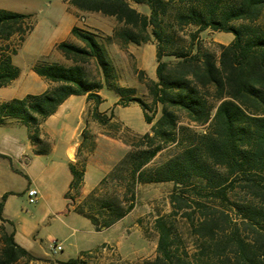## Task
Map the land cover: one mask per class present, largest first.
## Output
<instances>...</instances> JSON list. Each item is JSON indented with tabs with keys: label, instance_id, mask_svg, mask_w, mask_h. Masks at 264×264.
<instances>
[{
	"label": "trees",
	"instance_id": "1",
	"mask_svg": "<svg viewBox=\"0 0 264 264\" xmlns=\"http://www.w3.org/2000/svg\"><path fill=\"white\" fill-rule=\"evenodd\" d=\"M63 2L81 12L115 18L122 27L115 29L114 36L123 43L139 45L154 38L156 81L143 71L137 74L151 102L137 97L135 88L120 86L97 36L75 26L71 34L81 45L63 41L55 46L70 65L46 60L33 64L32 72L48 88L0 102V126L9 119L18 121L27 129L33 153L47 154L51 144L43 140L48 137L41 131L42 122L67 97L86 94L91 121L130 150L81 205H75V197L84 184L86 159L69 163L72 180L64 198L73 204L67 202L68 210L72 207L98 230L108 228L132 210L138 184L173 182L171 212L154 220L156 255L145 264H264V29L255 24L264 0ZM131 2L146 5L149 15L138 12ZM169 17L175 25L170 29L196 27L188 33L186 45H177L176 30L172 35L167 32L164 24ZM208 28L233 35L229 44H218V56L198 46L199 33ZM33 30L32 15L0 9V88L19 77L21 70L13 64V56ZM164 57L174 60L163 61ZM103 88L119 97L118 106L137 104L149 131L140 135L126 128L130 136L112 133L116 129L113 111L98 110L104 101L99 95ZM205 125L202 132L195 129ZM80 137L77 155L84 149L87 155L93 153L95 138L87 124ZM40 145L45 148H37ZM163 152L168 154L165 161L152 164ZM109 186L113 194L105 198L103 190ZM1 211L2 203L0 221L11 226ZM177 219L187 222L195 238L193 252L178 232ZM0 242V264L38 259L19 246L13 231L8 233L3 224ZM87 253L61 264H87L82 259Z\"/></svg>",
	"mask_w": 264,
	"mask_h": 264
},
{
	"label": "rangeland",
	"instance_id": "2",
	"mask_svg": "<svg viewBox=\"0 0 264 264\" xmlns=\"http://www.w3.org/2000/svg\"><path fill=\"white\" fill-rule=\"evenodd\" d=\"M130 4L141 14L149 15V9L146 5L132 2ZM67 6L68 5L65 4L63 0H0V9L32 15L34 30L20 46L17 54L13 56V64L22 70L23 76L28 81V87L30 85L33 87L30 89L33 93L39 91L38 88H35L36 84L31 78V76H33L31 69L33 64L41 60L57 62L54 58L53 51L51 52V41L54 36V27L56 25L61 26L67 24L71 18L67 11ZM75 15L79 17L78 22L86 27L88 29L87 31L94 33L98 41L107 50L116 69L119 85L124 88H132L130 85L134 84L136 87V96L150 103L151 98L145 86L137 80L138 72L143 70L139 68L134 52H137L139 49L147 52V49L151 45L156 47L154 38L151 37L149 42L139 45L123 43L114 36L115 29L122 27L121 24L117 23L115 18L107 17L100 13L90 12H85L83 15L82 13H75ZM238 24L240 23H232L234 26ZM255 24L264 29V8L261 17ZM164 26L171 35L174 32L173 30H176L173 38L177 45H186L189 41L188 33L196 30V27L192 25L185 27L184 30H179L177 28L170 29L172 26H175L172 17L167 18ZM198 38V46L218 56V44H229L233 39V35L231 33L215 31L208 28L201 31ZM78 45L80 46L81 43ZM173 60L172 57L163 58V61ZM58 63L70 65L65 59ZM88 70H92V68L88 67ZM143 72L148 77L146 72ZM152 80L156 81V75ZM103 89H105L108 94L115 95L113 91H109L106 88ZM110 101V98H108L103 108L108 107ZM137 108V112L131 108L129 111L127 109L120 111V114L121 112H129L128 115L131 127L137 132L125 126L116 118L112 123L116 129L112 130V133L117 132L120 135L130 136L129 133L126 132V128H129L132 133L143 134L138 132L144 131L147 126L143 120L141 109L138 106ZM159 115L160 113L158 112L156 118ZM98 127L100 133L106 136L107 129L99 125ZM206 127L207 125L203 127L197 126L195 129L198 132H202ZM148 131L149 129L147 132ZM89 132L91 133L90 130ZM93 136L95 138V135ZM43 140H45L47 144H51L49 138H43ZM37 148L43 149L45 146L40 145ZM129 150V147L123 144V148L105 147L100 151L95 159L96 163H101L104 167H107V165L111 166L109 168L107 167L106 172L101 173L99 171L96 172L94 168L89 169L84 189L81 188L79 194L75 197V205H81L85 201L90 191L98 185L110 171L112 166L119 162ZM167 155L166 152L157 155L152 161V164L165 161ZM75 156L76 159L73 163L78 164L83 161V159L87 161L89 155H87L86 149H84L80 154L77 155L76 153ZM113 161L114 163L110 164ZM54 175H48L47 178L43 179L42 185L45 191H51L52 189L68 185L70 173L67 167H63L62 170L57 169ZM97 180L99 182H97ZM13 184L16 188L25 186L24 179H21L20 176L14 179ZM85 189H89V191ZM175 189L176 187L173 182L138 184L136 187L135 204L132 210L110 227L99 230L95 228L96 231H94L90 223H87L88 226L85 227L82 224L71 223L68 219H64L65 221H61L57 218L49 219L45 225L48 228L47 232L42 229L38 234L22 245V248L38 259L28 262L25 259H20L13 264H61L70 259L80 258L82 252H88L82 257L87 264H145V261L153 260L156 255L158 235L153 226L154 220L159 216H165L171 212L169 196ZM112 194L113 191L110 186L104 188L103 196L105 198L110 197ZM102 199L103 198L100 197V200ZM57 201L59 205L62 204L61 198H58ZM67 202L73 204L71 201ZM33 205L34 204H29L28 202L22 205L18 199L14 201L16 209L22 207L23 211L25 212L27 210L28 213H34L32 209ZM84 208L86 211L89 210L87 205H85ZM70 210H73V208L71 207ZM0 224L4 225L8 233L11 232L12 228L10 225L2 223L1 221ZM175 225L188 249L193 252V246L196 242L187 222L183 219H177ZM47 233H50L51 237L61 245V251L52 248L55 241L50 242L46 237ZM103 244L105 245L102 246ZM1 248L2 245L0 242V252Z\"/></svg>",
	"mask_w": 264,
	"mask_h": 264
},
{
	"label": "crops",
	"instance_id": "3",
	"mask_svg": "<svg viewBox=\"0 0 264 264\" xmlns=\"http://www.w3.org/2000/svg\"><path fill=\"white\" fill-rule=\"evenodd\" d=\"M67 11L71 16L69 22L65 25H56L54 27V36L51 41V52L53 51L54 58L57 62L64 61V58L55 50L56 44L66 41L78 45L80 42L72 36L71 29L76 26L88 30L78 22L79 17L75 15V13H82L83 15L85 12L78 11L69 5L67 6ZM134 55L139 68L145 71L149 78L153 79L156 69L155 47L151 45L147 49V52L139 49L137 52H134ZM32 75L31 78L36 84L35 88H38L39 91L34 93L30 91L33 87L31 85L28 87V81L23 76L21 70L19 77L9 86L0 88V102L10 101L15 98L19 99L27 94L44 92L48 87L47 83L34 73ZM130 86L136 89L134 84ZM99 95L104 101L98 106V110L100 112L113 111L115 117L120 122L135 131L130 124L129 112H121L120 114V111L124 109L129 111L131 108L137 112L138 105L131 103L127 107H120L116 105L119 97L116 94H108L105 89H101ZM108 98L111 100L110 105L103 108ZM89 106L90 102L87 101L86 94L71 95L58 106L53 115L42 122L41 131L51 141V149L49 153L44 155H36L33 153V145L28 138L27 129L18 121L9 119L5 125L0 126L1 217L11 222V231L14 233V240L21 247L23 243L33 238L42 229L47 232L48 228L45 225L52 218H57L61 221L68 219L71 223L82 224L85 227L88 226L87 223H90L94 231H96L95 227L87 218L67 209V200L64 198V195L68 191L69 184L72 180L71 174L68 177L67 186L64 185V187L61 186L51 191H45L42 185L43 179L47 178L48 175L56 174L57 169L62 170L63 167L68 168V164L75 161L76 151L81 141L80 134L86 124L91 134L95 135L96 148L88 156L85 163L83 189L90 168H94L96 172L99 171L101 173L106 172L107 167L109 168L111 166L107 165V167H104L101 163H96L95 159L100 151L105 147L123 148V143L119 140L108 138L100 133L98 125L88 117L87 110ZM146 126L144 131L138 133L147 132L150 125L146 124ZM114 161L110 164L114 163ZM17 176L24 179V187L16 188L13 184ZM98 180L97 182H99ZM30 189H36L39 194L37 202L32 207L34 213H28L27 210L24 212L22 207L16 209L14 201L18 199L22 205H25L28 202L27 192ZM86 191H89V189ZM5 194L7 196L2 200ZM58 198L62 200L61 205L58 204ZM46 237L50 242L56 241L51 237L50 233H47Z\"/></svg>",
	"mask_w": 264,
	"mask_h": 264
},
{
	"label": "built area",
	"instance_id": "4",
	"mask_svg": "<svg viewBox=\"0 0 264 264\" xmlns=\"http://www.w3.org/2000/svg\"><path fill=\"white\" fill-rule=\"evenodd\" d=\"M38 191L36 189H30L28 190L27 192V196H28V203L29 204H35L38 200ZM52 248L54 250H57V251H61L62 250V247L59 243H57L56 241L53 243V246Z\"/></svg>",
	"mask_w": 264,
	"mask_h": 264
}]
</instances>
